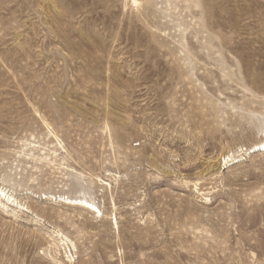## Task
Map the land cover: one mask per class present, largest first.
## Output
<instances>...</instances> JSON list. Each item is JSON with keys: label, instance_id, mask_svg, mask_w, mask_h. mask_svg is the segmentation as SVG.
<instances>
[{"label": "rangeland", "instance_id": "rangeland-1", "mask_svg": "<svg viewBox=\"0 0 264 264\" xmlns=\"http://www.w3.org/2000/svg\"><path fill=\"white\" fill-rule=\"evenodd\" d=\"M263 139L264 0H0V264H264Z\"/></svg>", "mask_w": 264, "mask_h": 264}, {"label": "bare ground", "instance_id": "bare-ground-1", "mask_svg": "<svg viewBox=\"0 0 264 264\" xmlns=\"http://www.w3.org/2000/svg\"><path fill=\"white\" fill-rule=\"evenodd\" d=\"M249 151L252 153L254 152H264V139L259 144H256L252 146ZM59 200L61 203L71 206V207H79L84 210L92 211L93 213H100L99 210L95 207L94 204L86 200V198H80V197H65V196H59ZM16 201L12 199L11 196L5 193L3 189H0V206L1 207H12L16 208L15 203ZM98 212V213H97ZM61 246L66 245L62 240L59 242ZM58 244V245H59Z\"/></svg>", "mask_w": 264, "mask_h": 264}]
</instances>
